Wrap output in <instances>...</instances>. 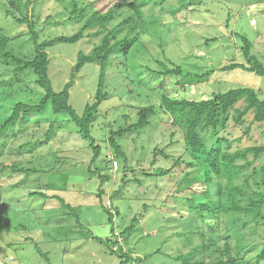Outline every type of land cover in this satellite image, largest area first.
I'll return each mask as SVG.
<instances>
[{
  "label": "rangeland",
  "instance_id": "obj_1",
  "mask_svg": "<svg viewBox=\"0 0 264 264\" xmlns=\"http://www.w3.org/2000/svg\"><path fill=\"white\" fill-rule=\"evenodd\" d=\"M80 1L83 4L89 0ZM176 4L177 0H174L168 4L159 19L149 22L148 34L134 45L127 57H122L121 54L113 57L105 85L110 97L101 105L99 118L92 128L93 137L102 146L99 167L105 164L106 156L112 153L108 151L107 144L110 131L135 123L137 111L156 105L162 95L163 88L160 86L168 87L166 93L174 98L191 100H208L215 93H225L240 87L252 88L264 97V75L241 68L222 70V67L231 63L247 64L237 34L247 36L253 43L252 54L264 65V1L205 0L201 6L197 4L194 8H186L178 16H173L170 7L175 8L178 6ZM224 7H229L230 11L224 12ZM228 14H231L230 19ZM35 16L39 28L43 29L42 40L58 35L71 36L80 28L68 21L69 13L55 0L39 3L35 7ZM49 16L51 17L48 18ZM2 18L0 28H5L7 34L15 38L24 35L15 42V46L25 45V49L30 50L27 27L18 26L3 15ZM50 22L57 25L50 26ZM97 30H89L87 36L77 44H58L49 49V75L56 92H60L71 80L78 55L81 52L89 54L100 44L101 37L94 36ZM208 39L214 41L206 43ZM170 62L180 65L186 73L193 75L213 73L201 81L194 77H191L192 82L182 79L181 82H187L188 86L178 82L181 78L156 77L153 71L169 67ZM99 77L100 67L96 63L87 64L77 75L70 91V104L79 115L83 114L88 104L95 101ZM2 79L3 77L0 78ZM12 97V100L0 99V103L10 104L4 110L5 113L11 112L17 101L30 102L35 98L34 95L18 92ZM243 106L245 102L241 101L237 107ZM52 117L51 111L39 117L38 128L31 124L25 132L23 128L22 134L21 127L16 126L18 136L7 143L6 160H20L27 167L32 164L45 167L49 174L40 179L32 176L23 190L16 188L11 191L13 188L10 187L18 183L21 176L0 181V259L8 264H48L39 254L37 244L43 254H48L50 264H120L122 259L118 255L112 254L105 244L93 238L100 237L105 242L112 237L111 225L108 215L103 212L94 195L98 190L99 179L88 174L92 150L89 143L77 134L75 125L67 121L69 118L61 117L56 121L55 137L47 145L35 148L32 152L18 150L23 143L34 144L36 137L43 139L44 133L55 120ZM34 119L32 117L33 121ZM171 122L169 116L154 118L152 125L145 130L124 136L119 143L127 154L128 161H118L119 171H111L105 167V171L112 174L106 200L111 201L118 212L114 225L116 230L118 233L123 232L136 217L138 219L132 235L127 241L122 240L123 250L132 257L129 264H181L175 258L197 247L203 233L207 238H217L216 243L223 248L226 240L220 236L237 239L240 233L238 230L241 229L246 234V237L241 236L243 243L257 246L254 255L264 253V222L253 220L254 222L249 223V217L240 214L233 216L237 223L232 228L231 224L224 230L221 225L212 228L210 225L204 226L200 221L197 205L208 200L199 186H194V190L183 187L181 181L185 172L176 169L169 177H164L146 176L136 171L144 166L149 174H157L160 169H170L173 166V160L159 158L155 164L152 165L151 162L154 147L169 144L170 132L173 131ZM250 123L252 130L248 137L244 134V126H236L230 121L228 132L232 139H240L239 143L234 144L233 150L264 143V122L253 124V114L250 113L246 116V127ZM9 135L12 137L13 133L10 132ZM179 136L178 133L177 138ZM53 151L62 163H52L54 157L50 153ZM175 152L180 154L182 150L178 146L169 150V154ZM250 159L252 160V156ZM51 163L52 167L49 168ZM254 165L259 169L264 166V156ZM258 179H264V172L260 173ZM124 181L127 182L125 185ZM32 188L34 191L48 190L49 196L56 195L78 208L82 226L77 224L74 217L65 215V210L57 200L29 198L27 192ZM255 210L262 213L264 206ZM253 215L254 213L251 216ZM222 220L225 218L222 217ZM208 221L218 224L219 220ZM27 237L34 238V244L25 242ZM233 241L236 243L233 239L231 246ZM232 255L236 256L234 249ZM259 264H264V261Z\"/></svg>",
  "mask_w": 264,
  "mask_h": 264
},
{
  "label": "trees",
  "instance_id": "obj_2",
  "mask_svg": "<svg viewBox=\"0 0 264 264\" xmlns=\"http://www.w3.org/2000/svg\"><path fill=\"white\" fill-rule=\"evenodd\" d=\"M44 1L0 0V18L3 19V15L5 19L12 20L18 26H26L29 36L27 42L30 43V50H26L25 45L16 47L15 42L24 35H18L16 38L11 37L5 28H0V78L3 77L0 80V99L9 100L10 98L12 100V96L16 92L35 96L30 102L27 100L17 101L9 113H5V109L10 107V104L0 103V181L21 176L19 182L14 186L10 185V187L13 188L11 191L16 188L23 190L29 184L32 176L40 179L49 174L44 169L45 167L41 168L35 164L27 167L20 160L9 161L5 159L7 143L19 134L15 132L16 126L21 127L20 132L22 134L23 130L25 129V132L27 126L31 124L40 125L39 117L52 112V118L55 120L51 122L48 131L44 133L43 139L35 138L36 133L34 134L36 139L34 144H32L33 142L23 143L18 149L19 151L32 152L35 148L38 149L47 145L55 137V123L58 119L61 117L69 118L67 121H71L75 125L77 134L89 143L92 150L93 156L89 162L88 174L90 177L97 176L99 179L98 190L94 195L99 200L103 212L108 215V221L111 225L112 237L107 238L105 242L103 238H93L97 242L105 244L112 254L118 255L122 259L120 264H129L132 257L123 250L122 240L127 241L128 237L132 235L138 219L136 217L134 222L123 232L118 233L116 230L114 225L118 212L114 209L113 203L106 200L110 190V186L109 188L107 186L112 182V174L107 173L105 167L110 168L111 171L112 169L119 171L118 161L120 159L124 162L128 161L127 154L119 143L120 139L128 134L145 130L152 125L154 118L169 116L172 120L170 126L173 130L170 132V142L163 147H154L151 162L153 165L159 158H162L163 160H173V166L170 169H160L157 174H149L144 166L137 168L136 171L146 176L160 175L164 177H169L176 169L185 172L181 181L184 184L183 187L194 190V186H199L200 191H203L208 200L197 205V212L204 226L210 225L209 227L212 228L221 225L224 230L231 224L232 228L233 224L237 223L233 216L240 214H246L249 217L247 218L249 223L254 222L253 220L264 222V212L255 210L264 206V179H258L260 173L264 172V166L259 169L254 165L264 156V143L233 150L234 144L239 143L240 139H232L228 132L229 123L232 120L236 126H244V134L249 137L252 126L250 123L246 127V116L250 113L253 114V124L264 122V97H261L259 92L252 88L240 87L225 93H215L213 98L208 100H191L189 98H174L166 93L168 87L160 86L163 88L162 95L156 105L152 104L137 111L135 123L110 131L107 136V144L108 151L112 153L106 156L105 164L102 167L98 166V161L102 156V146L93 137L92 128L99 118L101 105L110 97V94L105 90V85L113 57L116 54L127 57L134 45L140 43V40L148 34L149 22L159 19L161 14L165 13L164 10L168 4L173 3L174 0H89L83 4L80 0H55L60 6H63L65 12L69 13L68 21L79 25L80 28L71 36L58 35L42 40L43 29L39 28L36 21L35 7ZM255 1L259 3L264 0ZM202 2L177 0L176 5L178 6L170 7V11L173 16H178L186 8H194L197 4L201 6ZM222 10L224 12L230 11L229 7H224ZM227 17L230 19L231 14H228ZM49 24L50 26L57 25L54 22ZM93 29H98L94 36L101 37L100 44L95 46L89 54L81 52L78 55L77 63L72 70L71 80L64 85L60 92H56L49 75L51 65L49 49L58 44H77L87 36L89 30ZM237 36L240 38V48L245 54L247 64L231 63L222 67V70L241 68L263 76L264 65L252 54L253 43L247 36L240 34ZM211 41L214 39H208L206 43ZM92 63H96L100 67L96 97L92 104L85 107L83 114L79 115L70 104V91L75 84L77 75L87 64ZM153 73L156 74V77L164 79L181 78L177 81L188 86L187 82H181L182 79L192 82L191 77H194L201 81L210 76L213 71L204 75H193L190 72L186 73L180 65L170 62L169 67L165 66L161 71H153ZM241 101L245 102V106L238 108L237 106ZM32 117H35L34 121ZM10 132L13 133L12 137L9 135ZM178 133L180 136L177 138ZM176 146L180 147L182 154L179 152L169 154V150ZM50 155L54 157L53 164L62 163L54 151ZM251 156L252 160L250 159ZM52 163L48 165L49 168L52 167L50 166ZM123 183L125 185L127 182L124 181ZM44 190L34 191L32 188L27 192V196L31 199L57 200L65 210V215L74 217L77 224L81 225L78 208L66 203L56 195L49 196L48 190ZM110 197L112 198L111 195ZM218 212L221 214H217ZM253 213L254 215L251 216ZM217 215L219 216L217 217ZM222 217L225 218L224 221ZM208 219L212 221L218 219L219 221L218 224H212ZM238 231L240 233L239 235L236 234L238 235L237 239L232 236H220L226 240L223 248L216 243L217 238L215 240L207 238L203 233L201 242L198 243L197 247L185 255L176 257L175 260L180 261L181 264H246L245 262L259 264L264 261V253L254 255L257 246H249L247 242L245 245L242 237H246V234L242 229ZM233 239L236 240V243L233 241L231 246L230 242ZM25 242L34 244V238L27 237ZM36 248L39 254L50 264L48 254H43L37 244ZM232 248L236 256L232 255ZM0 263L8 264L1 259Z\"/></svg>",
  "mask_w": 264,
  "mask_h": 264
}]
</instances>
